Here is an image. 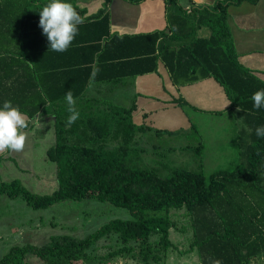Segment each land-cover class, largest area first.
Wrapping results in <instances>:
<instances>
[{
  "label": "trees",
  "instance_id": "trees-1",
  "mask_svg": "<svg viewBox=\"0 0 264 264\" xmlns=\"http://www.w3.org/2000/svg\"><path fill=\"white\" fill-rule=\"evenodd\" d=\"M111 1L105 0L103 10L95 16L86 19L84 12L81 15V25L91 26L97 39L109 33L105 12ZM169 1L175 6L176 0ZM243 1L246 0H219L213 6H200L194 13L187 8L175 11L169 19L171 40L189 42L175 49L164 47L160 54L157 43L162 34L115 40L131 44L132 51L124 54L130 58H98V71L93 78L91 68L43 72L34 58H27V35L42 28L26 22L31 16H40L43 6L49 3L47 0H0V23L21 24L17 37L21 44L14 49L11 30L2 31L5 43L0 50V108L10 101L27 117L28 128L39 117L54 118L56 141L47 155L56 163L59 183L52 194L43 196L33 193L19 180L0 182V195L22 198L35 210L66 200L95 199L124 208L131 215V219L113 220L83 239L54 235L43 246L12 247L0 264H22L29 255L44 262L61 260L63 264L91 261L88 249L110 235H117L121 242L111 257L133 252L136 259L156 262L162 252L175 247L171 240V229L175 227L173 211H183L188 218L192 232L189 250L197 252L201 264L264 263V137L256 135V129L264 126V107L256 109L252 100L255 92L264 90V71L250 69L240 62L229 25L230 5ZM201 28L209 30V37L191 40ZM161 60L178 86L214 78L225 89L230 108L238 109L241 119L239 163L235 169L220 170L207 180L202 167L175 168L168 176L142 168L138 165L139 151L132 143L148 127L135 123L136 105L125 108L86 98L91 79L117 82L157 72ZM100 64H106L111 73L97 74L106 67ZM85 65L91 66L89 62ZM61 76L65 78L61 80ZM48 80L59 87L49 85ZM70 90L80 114L71 125L67 123L70 113L65 101ZM172 103L189 106L182 97ZM116 141L119 144L111 147ZM196 151L201 154L202 146ZM10 152L0 154V167L10 159ZM153 237L158 238L157 243L153 244ZM132 243L139 246L138 250Z\"/></svg>",
  "mask_w": 264,
  "mask_h": 264
},
{
  "label": "rangeland",
  "instance_id": "rangeland-1",
  "mask_svg": "<svg viewBox=\"0 0 264 264\" xmlns=\"http://www.w3.org/2000/svg\"><path fill=\"white\" fill-rule=\"evenodd\" d=\"M180 1L183 5L187 4L186 0ZM243 5L240 3L239 7ZM205 32L206 28L197 32L191 40L202 37ZM191 118L195 128L188 131H161L152 124L138 134L132 143L139 151L138 165L155 169L163 176L170 175L175 168L199 170L202 167L207 180L220 170L235 169L239 163L238 130L241 119L233 116V113L208 115L196 111L192 112ZM29 130L27 133H32L33 144L27 137L23 151L10 152V160L0 168V182L19 180L33 193L50 195L59 186L56 163L49 160L47 155L56 141L54 122L47 121L46 117ZM119 142L110 146H117ZM200 146L201 154L196 151ZM172 214L175 227L171 229V240L175 247L162 252L159 261H141L134 258L133 252L111 257L110 254L120 248L121 242L117 235H110L88 249L92 255L91 261L82 260L72 264H201L197 252L189 250L192 232L188 218L183 211H173ZM116 219L129 220L131 215L124 208L95 199L66 200L46 209L35 210L22 198L10 199L0 195V259L12 247L28 244L43 246L54 235L83 239ZM157 239L152 238L153 244L157 243ZM132 245L138 250L136 243ZM22 264H63V261L44 262L35 255H29ZM257 264L264 263L261 261Z\"/></svg>",
  "mask_w": 264,
  "mask_h": 264
},
{
  "label": "crops",
  "instance_id": "crops-1",
  "mask_svg": "<svg viewBox=\"0 0 264 264\" xmlns=\"http://www.w3.org/2000/svg\"><path fill=\"white\" fill-rule=\"evenodd\" d=\"M47 1L50 2V0ZM104 1L68 0L75 5L80 15L84 12L83 18L86 17V19L88 16H95L100 13L104 8ZM192 2L186 0L187 4L183 5L180 0H176L174 6L169 0H144L140 3H132L129 0H112L105 12L109 19V33L107 35L97 39V34L91 26L79 25L78 35L68 50L55 52L49 50L50 42L41 29V31L27 35V52L29 53L27 58H34L35 63L43 72L62 73L67 72V70H74L72 68L81 70L91 68L94 71L99 65L98 58H130L124 54L132 51L131 44L115 41H123L124 37L162 34L157 43V54H160V50L164 47L178 48L179 45L189 41L174 42L171 40L172 32L170 31L169 19L180 8L190 9L189 13L198 11L200 6ZM242 3H244L242 7H239V4H231L229 7V25L239 60L250 69L264 71V0H246ZM39 20L40 16H31L26 24L38 25ZM20 27L21 24L17 21L11 22L10 25L0 23V50L5 43L3 30L9 29L12 32V49L21 44L17 39ZM203 29L201 28L197 32ZM209 35L210 32L206 28V32L200 38H207ZM112 40L114 41L111 42ZM75 44H78L77 47ZM91 59L93 61H90ZM20 60L29 63L28 59L20 58ZM87 62L91 66L85 65ZM106 64L109 65L110 63ZM106 64H100L106 67L97 74L106 76L111 73ZM81 73L80 71L79 74ZM64 78L61 76L60 79L63 80ZM47 83L49 85L54 84L56 88L59 87L51 80H48ZM179 97L184 98L189 106L181 107L172 103L174 99ZM86 98L102 101L105 105L113 104L125 108H131L135 104L136 109L133 113L135 123L138 125L149 123L146 125L147 127L154 124L161 131L164 129L188 131L190 128H195L191 118L192 112L195 111L208 115L233 113V116L239 117L238 109L230 108L231 101L225 89L214 78H205L198 82L178 86L173 82L171 74L162 60L159 62L157 72L125 77L117 82H100L91 79ZM42 119L39 117L32 121V129L39 125ZM47 121L54 122V118L47 117ZM29 128L25 131L27 132ZM27 134L29 141L33 144L32 133ZM2 153L0 152V154ZM10 154H7V157L11 158ZM258 262L254 261L253 264Z\"/></svg>",
  "mask_w": 264,
  "mask_h": 264
},
{
  "label": "clouds",
  "instance_id": "clouds-1",
  "mask_svg": "<svg viewBox=\"0 0 264 264\" xmlns=\"http://www.w3.org/2000/svg\"><path fill=\"white\" fill-rule=\"evenodd\" d=\"M39 15V26L50 42L49 50L55 52L67 51L78 35L79 25L84 23L80 13L68 0H50L43 6ZM97 71H93V78ZM252 100L256 109L264 107V90L255 92ZM65 101L70 113L67 123L71 125L80 116L75 108L76 100L71 90L66 93ZM28 123L27 117L18 107H14L10 101L4 102L3 107L0 108V152L24 150L28 135L25 129L28 128ZM256 135L264 137V126L256 129ZM215 264L221 262L216 261Z\"/></svg>",
  "mask_w": 264,
  "mask_h": 264
},
{
  "label": "water",
  "instance_id": "water-1",
  "mask_svg": "<svg viewBox=\"0 0 264 264\" xmlns=\"http://www.w3.org/2000/svg\"><path fill=\"white\" fill-rule=\"evenodd\" d=\"M194 3H196L199 6H213L216 1L219 0H192Z\"/></svg>",
  "mask_w": 264,
  "mask_h": 264
}]
</instances>
